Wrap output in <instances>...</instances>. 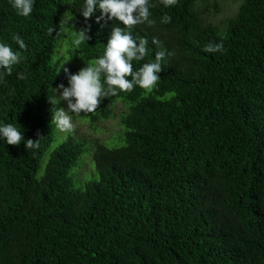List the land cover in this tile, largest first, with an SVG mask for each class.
<instances>
[{"label":"trees","instance_id":"16d2710c","mask_svg":"<svg viewBox=\"0 0 264 264\" xmlns=\"http://www.w3.org/2000/svg\"><path fill=\"white\" fill-rule=\"evenodd\" d=\"M200 1L149 0L155 23L131 30L149 51L133 69L163 51L159 80L79 114L96 122L118 100L128 105L124 145L98 142L99 179L76 189L70 172L84 150L72 137L36 179L53 139L49 91L68 82L52 63L62 18L85 31L79 46L71 41L89 60L123 24L97 23L99 11L84 18L83 0H35L29 17L0 0V42L17 51L19 35L27 45L0 82V123L33 140L28 149L0 140V264H264V0H241L221 26L204 22ZM210 42L223 51L205 53Z\"/></svg>","mask_w":264,"mask_h":264},{"label":"clouds","instance_id":"9594fccd","mask_svg":"<svg viewBox=\"0 0 264 264\" xmlns=\"http://www.w3.org/2000/svg\"><path fill=\"white\" fill-rule=\"evenodd\" d=\"M35 0H9V4L16 15L29 17L33 11ZM164 7H170L177 0H160ZM149 0H83V7L79 11L86 19L95 17L96 22L101 20H115L122 22L123 27L114 26L105 44L103 54L96 59L87 62V66L76 73H71L64 68L68 84L61 83L52 92H58V96H50L49 102L54 106L52 124L60 131L70 132L73 129L72 115L91 113L96 111L104 98L116 96L120 92H130L135 86L146 91H151L159 80L162 71L161 61L165 53L158 51L153 62L143 63L136 70L133 69V61H142L148 53L147 40L140 38L137 42L132 36V28L135 25L147 24L152 26L155 21L150 19ZM171 17L162 18L163 23L170 22ZM49 33L53 31L48 29ZM85 31L75 39L76 46L85 38ZM19 50H25L27 45L19 36L12 37ZM153 43H158L155 39ZM13 49L4 42H0V82L5 75H11L13 66L22 62L21 52ZM205 53H217L223 51V43H208L204 46ZM64 65V64H63ZM62 65V66H63ZM130 77V79H129ZM17 78L25 80L26 70L17 73ZM61 101L66 102V108L55 107ZM0 140L7 145H19L25 137L16 126L0 123ZM26 149L33 146V140L28 139Z\"/></svg>","mask_w":264,"mask_h":264},{"label":"rangeland","instance_id":"374dc122","mask_svg":"<svg viewBox=\"0 0 264 264\" xmlns=\"http://www.w3.org/2000/svg\"><path fill=\"white\" fill-rule=\"evenodd\" d=\"M241 3V0H203L198 3V9L202 13L204 22L221 26L226 19L238 12ZM61 29L62 38L52 57V63L59 64L61 71H64V68H72L75 71L74 73H76L87 66V62L92 60L82 58L73 50L71 40L78 37L79 31L74 25L72 15L68 12L63 15ZM67 84L68 82L65 86ZM56 88L57 86L52 89ZM58 95V92L49 91V97ZM53 107L50 103L48 107L50 113L49 126L53 139L40 161L36 179H40L44 175L51 153L69 137H72L83 145L84 152L77 166L71 170L70 177L76 189H83L87 182L99 179L94 161L96 144L100 142L109 148H117L124 145V141L121 139L125 130L122 125V115L128 112V105L122 100H118L114 116L108 119H100L96 122H91L89 118H83L76 114H70L72 115L73 123V129L70 132L60 131L52 124ZM55 107L66 108V102L61 101Z\"/></svg>","mask_w":264,"mask_h":264}]
</instances>
